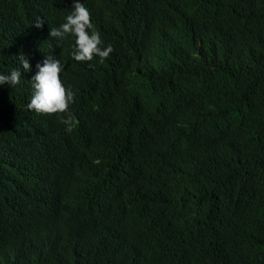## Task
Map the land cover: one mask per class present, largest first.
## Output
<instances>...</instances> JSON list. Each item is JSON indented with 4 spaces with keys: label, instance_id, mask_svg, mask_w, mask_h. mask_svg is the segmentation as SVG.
I'll use <instances>...</instances> for the list:
<instances>
[{
    "label": "trees",
    "instance_id": "obj_1",
    "mask_svg": "<svg viewBox=\"0 0 264 264\" xmlns=\"http://www.w3.org/2000/svg\"><path fill=\"white\" fill-rule=\"evenodd\" d=\"M0 0V264H264V0ZM37 17L44 19L36 27ZM51 54L67 113L27 107Z\"/></svg>",
    "mask_w": 264,
    "mask_h": 264
},
{
    "label": "clouds",
    "instance_id": "obj_2",
    "mask_svg": "<svg viewBox=\"0 0 264 264\" xmlns=\"http://www.w3.org/2000/svg\"><path fill=\"white\" fill-rule=\"evenodd\" d=\"M44 22L43 18L37 17L34 24L36 27H42ZM49 35L60 39L73 38L70 56L77 61H90L94 54L103 60L112 51L111 44L100 46L102 44L100 33L94 27L89 10L82 0H72L70 11L64 15L57 27L50 28ZM18 59L20 67L0 72V85L7 83L9 86H15L20 81L21 67L25 72L32 69V64L24 53H21ZM35 68L36 71L30 77L32 91L27 104L28 109L47 114L66 112L61 122L70 132L75 117L67 109L74 94L60 79L59 74L63 68L61 61L48 54L42 61L36 63Z\"/></svg>",
    "mask_w": 264,
    "mask_h": 264
}]
</instances>
